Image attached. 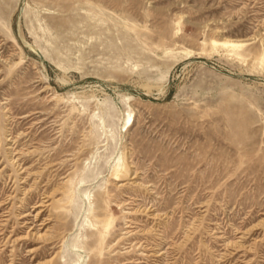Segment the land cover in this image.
<instances>
[{
    "label": "rangeland",
    "instance_id": "obj_1",
    "mask_svg": "<svg viewBox=\"0 0 264 264\" xmlns=\"http://www.w3.org/2000/svg\"><path fill=\"white\" fill-rule=\"evenodd\" d=\"M0 264H264V0H0Z\"/></svg>",
    "mask_w": 264,
    "mask_h": 264
},
{
    "label": "bare ground",
    "instance_id": "obj_2",
    "mask_svg": "<svg viewBox=\"0 0 264 264\" xmlns=\"http://www.w3.org/2000/svg\"><path fill=\"white\" fill-rule=\"evenodd\" d=\"M42 204H43V202H42Z\"/></svg>",
    "mask_w": 264,
    "mask_h": 264
}]
</instances>
